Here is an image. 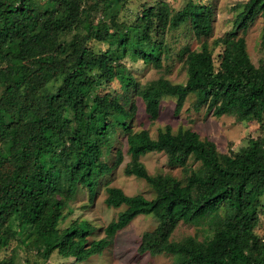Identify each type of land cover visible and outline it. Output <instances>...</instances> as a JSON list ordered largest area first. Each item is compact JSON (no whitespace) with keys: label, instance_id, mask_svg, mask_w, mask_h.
Wrapping results in <instances>:
<instances>
[{"label":"trees","instance_id":"1","mask_svg":"<svg viewBox=\"0 0 264 264\" xmlns=\"http://www.w3.org/2000/svg\"><path fill=\"white\" fill-rule=\"evenodd\" d=\"M131 1L0 0V250L16 244L0 264H19L21 247L32 264L54 255L87 260L140 215L158 220L142 234V254L169 255L176 264H264V223L257 232L264 217V0L235 6L231 30L211 42L212 3L187 0L176 10L145 0L131 19ZM258 20L263 58L256 66L245 34ZM181 28L205 38L178 53L186 82H142L126 60L167 68L166 36ZM136 96L152 121L163 98L175 99L179 115L193 96L197 111L257 121L259 136L228 153L192 129L168 126L153 138L131 126ZM120 132L130 156L125 174L146 181L154 197L107 186L105 204L124 209L104 238L91 240L98 230L91 221L63 222L81 190L94 199L101 180L123 163L121 149L109 160ZM152 152L165 153L184 176L152 175L142 161ZM181 223L209 232L174 240Z\"/></svg>","mask_w":264,"mask_h":264},{"label":"rangeland","instance_id":"2","mask_svg":"<svg viewBox=\"0 0 264 264\" xmlns=\"http://www.w3.org/2000/svg\"><path fill=\"white\" fill-rule=\"evenodd\" d=\"M158 1L169 3L176 10L184 7L187 0H148V3L155 4ZM245 0H205V3H212L215 11L213 31L208 41H213L232 28V19L235 16V6L243 3ZM145 0H132L128 3V12L126 18L135 19L136 15L142 11ZM125 18V19H126ZM262 21L258 20L246 32L248 49L253 63L259 66L263 58L261 50ZM167 42L171 45L172 55L167 59V68L157 69L151 66H145L142 62L133 63L126 60L129 69L135 72V75L142 82H149L164 76L174 83H185L187 73L183 61L180 60L178 53L182 48L191 46L192 49H198L205 40L196 38L187 28L170 32L166 36ZM93 45L101 50H107L108 45L94 42ZM216 54L218 50L216 49ZM138 105V111L132 120L131 126L134 131L143 129L149 130L153 138H156L161 130L166 127H172L174 132L180 129H192L200 134L202 138H208L217 144L221 153L229 151H239L241 147L248 144L251 137L259 136V123L253 121H239L234 116L224 115L217 117L207 112V107L197 111L193 108L194 97H190L179 115H175L176 101L172 97H165L161 102L160 115L157 120L152 121L145 109L143 100L134 97ZM121 149L124 154L123 163L111 175L104 177L97 190V195L91 199L86 189L81 190L71 205L72 215L63 227L69 224L71 219L80 218L89 220L98 228L91 240H99L106 236L105 228L113 220L118 218L119 213L124 208H109L105 204L107 186H115L124 190L128 195L144 194L147 198H153L154 192L146 181L134 176L125 174V167L130 160L128 154L127 136L125 133H119L115 142L113 152L109 160L113 163L116 158L117 150ZM147 169L152 175L172 174L177 177H183L185 172L180 167H172L168 163V156L162 152L148 153L142 158ZM264 217L262 224L257 232L262 234ZM158 224V220L153 216L140 215L134 219L129 226L118 232L112 243L100 254L92 255L87 260L76 261L73 258H62L54 255L47 264H176L174 257L169 255L153 256L149 253L142 254L139 251L142 234L146 231L153 230ZM209 232L208 226L181 223L173 234L174 240H181L187 236H197L202 240ZM12 247L8 250H0V258L4 257L7 252H11ZM27 253L24 247L19 249V264H32L27 262ZM39 256L35 255L33 260H38ZM32 260V261H33Z\"/></svg>","mask_w":264,"mask_h":264}]
</instances>
